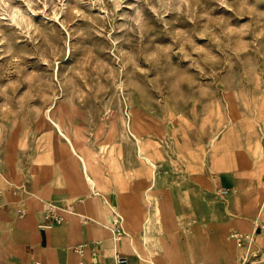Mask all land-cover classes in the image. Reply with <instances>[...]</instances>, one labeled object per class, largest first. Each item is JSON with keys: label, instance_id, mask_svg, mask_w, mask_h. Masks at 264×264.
<instances>
[{"label": "rangeland", "instance_id": "rangeland-1", "mask_svg": "<svg viewBox=\"0 0 264 264\" xmlns=\"http://www.w3.org/2000/svg\"><path fill=\"white\" fill-rule=\"evenodd\" d=\"M263 98L264 0H0L1 193L12 185L13 156L14 178L28 176L35 197L50 198L63 143L81 163L90 197L104 200L114 228L126 227L127 179L109 145L131 167L138 159L154 185L179 121L205 150L225 121ZM76 145L105 151L120 206L102 194L90 155ZM154 194L148 190V203ZM50 208L59 224L75 215Z\"/></svg>", "mask_w": 264, "mask_h": 264}, {"label": "crops", "instance_id": "crops-1", "mask_svg": "<svg viewBox=\"0 0 264 264\" xmlns=\"http://www.w3.org/2000/svg\"><path fill=\"white\" fill-rule=\"evenodd\" d=\"M220 127L218 138L204 150L188 122L179 121L172 131L173 154L160 151L163 160L156 164L162 167L154 185L138 159L131 167L124 153L108 146L128 184L124 195L129 200L122 207L128 224L123 228L113 227L114 216L102 198L90 197L81 163L62 142L65 154L60 159L54 152L48 199L35 197L28 176L26 182L14 178L12 156L7 164L12 185L5 196L0 192V264H117V255L126 257L127 264H243L246 259L264 264V98L249 114L236 113ZM76 148L90 155L89 172L102 194L120 206L105 151ZM151 188L154 200L148 203ZM73 196L78 198L67 202ZM50 205L72 208L75 215L65 213L64 224L43 227ZM148 212L152 215L146 225ZM125 230L134 235V244ZM118 233L125 234L116 247ZM233 233L254 235V241L239 247ZM80 245H85L83 253L76 250Z\"/></svg>", "mask_w": 264, "mask_h": 264}, {"label": "built area", "instance_id": "built-area-1", "mask_svg": "<svg viewBox=\"0 0 264 264\" xmlns=\"http://www.w3.org/2000/svg\"><path fill=\"white\" fill-rule=\"evenodd\" d=\"M225 193H226V191H222V194H225ZM56 212L57 211L55 209H52V208L47 210L48 214H47V217H46V221H47L46 225H48L49 227H50V225H54V223L55 224H59L60 223L59 217L57 216ZM116 225H118V223H116ZM117 235H118V240L119 241L122 240L124 234L123 233H118ZM231 237L235 239V241H236V243H237V245L239 247H242V246H244L246 244L250 245L251 243H253L255 236L254 235H250V234L249 235H240V234H237V233H233L231 235ZM96 245L99 246L98 243L93 244V249L94 250L99 248V247H96ZM84 248H85V245H80L79 247L76 248V250L79 253H83V249ZM115 260L117 261V264H127L128 263L127 258L124 257V256H121V255H117L115 257ZM248 263H249V261H248V259H246L243 264H248ZM33 264H44V263H42L41 261L37 260Z\"/></svg>", "mask_w": 264, "mask_h": 264}, {"label": "bare ground", "instance_id": "bare-ground-1", "mask_svg": "<svg viewBox=\"0 0 264 264\" xmlns=\"http://www.w3.org/2000/svg\"><path fill=\"white\" fill-rule=\"evenodd\" d=\"M75 153V152H74ZM76 154V153H75ZM77 156H78V154H76ZM1 176H2V174H1ZM4 177V176H3ZM3 180L4 181H1V185L2 186H4V187H6V185H8V184H11V182L8 180V179H6V177H4L3 178ZM5 190H2V193H3V195L5 196V192H4ZM2 198V197H1ZM44 227H48L49 228V226H44ZM49 229H51V228H49ZM132 239V238H131ZM131 242L134 244V240L132 239L131 240ZM117 246H118V243L116 244ZM138 253V252H137Z\"/></svg>", "mask_w": 264, "mask_h": 264}]
</instances>
